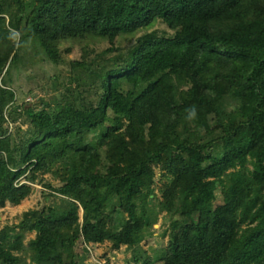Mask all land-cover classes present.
Instances as JSON below:
<instances>
[{
	"label": "trees",
	"instance_id": "trees-1",
	"mask_svg": "<svg viewBox=\"0 0 264 264\" xmlns=\"http://www.w3.org/2000/svg\"><path fill=\"white\" fill-rule=\"evenodd\" d=\"M31 2L26 12L23 0H0L2 83L18 58L15 32L55 63L62 43L85 47L73 62L75 87L54 106L23 109L27 128L15 135L3 125L14 91L0 84V206L30 193L20 177L52 172L61 182L59 202L0 229V264H82L88 244L107 241L148 264L140 242L154 222V166L167 178L160 209L179 215L163 264H264V0ZM158 21L173 33H144L109 67L89 59V43L108 42L105 53ZM231 97L239 107L227 113ZM210 115L223 116V133L195 143L201 129L213 133ZM214 142L218 154L208 152ZM114 210L125 214L120 222ZM25 231L35 233L26 244Z\"/></svg>",
	"mask_w": 264,
	"mask_h": 264
},
{
	"label": "rangeland",
	"instance_id": "rangeland-1",
	"mask_svg": "<svg viewBox=\"0 0 264 264\" xmlns=\"http://www.w3.org/2000/svg\"><path fill=\"white\" fill-rule=\"evenodd\" d=\"M26 12L29 11L32 0H23ZM155 32L158 35L170 36L173 31L170 30L162 21L156 22L151 28L139 29L135 35L130 38L125 36H118L110 51L102 53L103 50L109 49L108 42H99L95 45L89 43L92 52L89 59L95 58L98 63H105L109 67L113 62L119 63L120 54L127 51L132 47L136 39L147 32ZM14 40L16 41L19 49L17 51L18 58L15 63L10 67V71L4 76L5 85L14 91V101L10 103L4 110V127L7 128L8 133L16 134L17 129L24 130L27 128L26 120L20 112L30 107L34 110L46 107V104L54 106L57 102L63 100V97L69 93V88H74L75 83L71 80L75 77L77 71L73 69V62L80 60L83 53L84 43L76 41H68L60 45L59 61L53 62L48 55L38 46L34 41H28L21 44L18 43V32H15ZM1 80V76H0ZM0 81V84H3ZM84 97L96 100L97 94L93 88H86ZM239 102L237 99L229 98L224 102V110L229 113L237 110ZM220 116L210 115V125L213 129L212 134H207L203 129L200 130V138H194L192 141L199 143L202 138L207 140L220 136L223 131L219 125ZM223 117V116H222ZM227 122V121H226ZM233 121H229L228 124ZM193 129V127H192ZM18 134V133H17ZM220 151L218 142H214L208 147V152L215 154ZM100 165V164H99ZM160 166H154V192L149 196L150 200L148 208L154 217V222L151 226L145 229V237L140 242V249L146 251L148 264H163V254L169 238V225L173 218L179 217L178 212L175 210L172 214H167L159 207L161 200V188L163 183L167 180ZM37 179L35 182L28 181L25 177H20V183L30 185V193L20 201L18 204H11L6 202L0 206V229L5 225L18 224L22 214L31 209H40L43 206L51 205L59 202L60 197L54 195L53 190L61 185L59 178L52 172L41 173L36 172ZM48 183L50 187L46 186ZM107 193H111L108 190ZM219 195V193H217ZM117 202V198L115 199ZM221 202V197H218L213 205ZM175 208H178L176 201ZM209 208V205L204 206V211ZM79 216L81 217L82 210L79 209ZM111 220L115 222L122 220L125 214L121 211H112ZM33 231H25L23 243L26 244L29 239L34 238ZM80 244L75 249V253L81 254ZM87 256L82 264H133L131 259L132 252L126 246L122 245L119 249H112L110 243L104 242L102 244H88ZM28 261V259H27ZM29 262V261H28Z\"/></svg>",
	"mask_w": 264,
	"mask_h": 264
},
{
	"label": "clouds",
	"instance_id": "clouds-1",
	"mask_svg": "<svg viewBox=\"0 0 264 264\" xmlns=\"http://www.w3.org/2000/svg\"><path fill=\"white\" fill-rule=\"evenodd\" d=\"M191 114H192L193 117L195 116V109L194 108L192 109Z\"/></svg>",
	"mask_w": 264,
	"mask_h": 264
}]
</instances>
